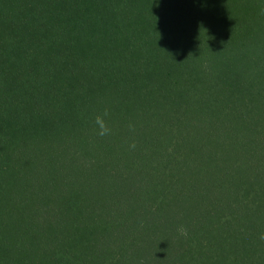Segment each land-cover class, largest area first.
<instances>
[{
	"label": "trees",
	"instance_id": "trees-1",
	"mask_svg": "<svg viewBox=\"0 0 264 264\" xmlns=\"http://www.w3.org/2000/svg\"><path fill=\"white\" fill-rule=\"evenodd\" d=\"M262 233L264 0H0V264H264Z\"/></svg>",
	"mask_w": 264,
	"mask_h": 264
},
{
	"label": "clouds",
	"instance_id": "clouds-1",
	"mask_svg": "<svg viewBox=\"0 0 264 264\" xmlns=\"http://www.w3.org/2000/svg\"><path fill=\"white\" fill-rule=\"evenodd\" d=\"M109 116V110L105 109L102 113H98L95 116L94 119V124H95V128H96V133L98 136L100 137H105L111 134L112 129L107 121V117ZM130 131H134V126L130 125L129 126ZM136 142L135 140H133L130 144H129V148L131 150H134L136 148ZM177 233L178 236H182L187 238L188 236V229L185 225H179L177 227ZM259 239L264 240V233L260 234Z\"/></svg>",
	"mask_w": 264,
	"mask_h": 264
}]
</instances>
